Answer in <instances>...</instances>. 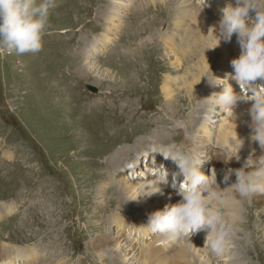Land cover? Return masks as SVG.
<instances>
[{
	"label": "rangeland",
	"instance_id": "374dc122",
	"mask_svg": "<svg viewBox=\"0 0 264 264\" xmlns=\"http://www.w3.org/2000/svg\"><path fill=\"white\" fill-rule=\"evenodd\" d=\"M57 2L59 6L51 15V28L43 38L42 51L0 55V205L10 211L0 218V241L17 250L10 264L20 259L17 255L22 254L21 246L26 245L37 246L32 264H129L133 258L129 255L125 261V253L130 250L122 251L123 257L117 253L103 257L92 252L89 241L101 234L113 233L115 230H109V224L119 211L126 219L142 215L134 202L124 201L125 196L119 194L122 180L116 177L125 167L134 166V173L138 157L143 155L142 152L139 156L135 154L138 147L148 146L146 142L183 145L185 131L191 126L189 119L205 116L204 94L198 98L188 87L185 89V84L192 81L193 72L199 71L194 65L198 63L197 57L190 58L194 64H188L185 59L180 69L175 68L177 64L172 65L175 56L168 50L166 40L178 38L179 31L174 30L179 18L178 6L170 8L158 3L138 14L139 4H136L125 14L122 28L111 35L116 39L106 53L102 50L97 55L102 69L109 68L113 74L103 83L94 84L92 73L77 70L84 60L80 46L82 39L85 46L89 37L94 39L105 30L104 15L111 0ZM195 2L198 4V0ZM209 8L212 15L213 9ZM170 9L174 11L172 14ZM192 23L188 18V24L195 26ZM183 30L184 26L180 31ZM168 75L178 78L172 99L163 93V82ZM86 84L97 87L98 92L90 91ZM218 113L217 119L210 123L212 136L206 147L211 151L217 147L213 131L224 122ZM194 134L205 136L207 133L195 129ZM116 147L123 150L134 147L132 154L135 155L129 150L125 157L130 156L132 160L129 166L121 155L120 165V159L112 161ZM243 153H246L245 146L239 152L241 159ZM204 154L213 161L210 155ZM215 170L220 183L223 172ZM131 171L125 169L123 180L129 179ZM149 178L138 175L129 181ZM231 178L230 184L236 180L234 174ZM241 204L243 210L239 215H243L244 226L252 234V244L246 246L235 240L229 253H233L238 264H264V194ZM197 234L188 242L205 246L203 239L207 234ZM157 237L152 234L147 242ZM181 241L183 244L184 239ZM1 245L0 253H3L5 246ZM177 247L174 243L166 251L173 253ZM129 248L126 245L124 250ZM206 249L203 257L213 258V264H227L225 256L217 257ZM129 254L140 255L139 246Z\"/></svg>",
	"mask_w": 264,
	"mask_h": 264
},
{
	"label": "clouds",
	"instance_id": "9594fccd",
	"mask_svg": "<svg viewBox=\"0 0 264 264\" xmlns=\"http://www.w3.org/2000/svg\"><path fill=\"white\" fill-rule=\"evenodd\" d=\"M198 4L199 17L210 4L208 0H198ZM58 6L57 0H0V55L36 54L42 51L43 38L51 28V15ZM221 12L218 31L216 25L208 31L219 38L205 52L218 47L221 37L230 42L235 34L241 53L231 61L234 71L226 77L216 76L210 65L202 75L201 79L207 77L212 87L222 86V91L205 98L209 107L204 119L212 120L219 109V112L235 121L238 103L251 101V140L264 149V0H235V4L229 0ZM229 79L236 82L239 92L229 83ZM236 139L239 141L237 149L225 162L233 157L237 161L241 159L239 152L245 141L238 133ZM154 153H160L176 164L177 170L171 173L172 186L178 188L181 199L149 215L148 222L143 226L150 233L160 236L163 243L168 244L180 239L191 240L195 233L206 231L204 247L217 257L227 255L235 240L246 246L252 244V234L244 226L246 221L243 215L231 218L225 214L223 206L229 192L224 189H230L242 200L264 194V155L255 157L253 150L242 167L228 169L223 177L224 183L228 185L233 174L236 180L228 187L221 188L215 169L211 175H206L202 170L207 159L205 154L189 152L176 143L153 144L138 157L139 163L141 158L146 161ZM152 163L155 165L154 156ZM124 169L132 170L129 179L145 175L143 172L133 173L130 167ZM148 172L153 178L138 183V194L129 197L126 202L136 201L141 195L161 193L162 186L169 184L170 172L164 165L151 167ZM181 176L183 179L179 181Z\"/></svg>",
	"mask_w": 264,
	"mask_h": 264
},
{
	"label": "bare ground",
	"instance_id": "6f19581e",
	"mask_svg": "<svg viewBox=\"0 0 264 264\" xmlns=\"http://www.w3.org/2000/svg\"><path fill=\"white\" fill-rule=\"evenodd\" d=\"M231 2L235 4V0H231ZM158 3L161 5L167 4L170 6V8L172 6H178L179 8L178 9L179 12H177V15H179L178 16L179 18H177L178 20L176 19L177 21L175 22V27H174V30L179 31L178 38L170 37L168 40H166V44H167V47L170 53L174 54L175 56L174 61L172 62V65L177 64L175 66L176 69L181 68L182 63L185 61V59H188V64L189 63L194 64L192 62L193 56L197 57L198 63H195L194 65L195 67L196 66L199 67V71L197 73L193 72V74L191 75V77H193L192 81H188L187 84H185V89L186 87H188V89H190L191 92H194L198 98L202 97L200 95L201 93L204 94L202 101L204 102V106H206L204 110V113H205L207 111V108L209 107L205 98L212 96L213 93H218L222 91V86L212 87L211 85H209L207 77H204L201 79L202 75L209 69V65H210L212 72L216 76L221 77V78L226 77L229 73H232L234 71L231 61L234 58L238 57L241 53V47L237 42V37L235 34L233 35L230 42L224 40L221 37V41L218 47H216L215 49H208L205 52V49L213 45L216 42V40L219 38L217 36H214V34L211 32L208 33V31H209V28L212 27L213 25L217 26V31H218L219 20L215 19V17H217V14H219L221 9L225 7L227 3H229V0H208V3L210 4V7L214 10V12L212 13V15H210V13L208 12L210 8L205 7L203 11L200 13L199 17H198L199 5L196 2L195 4L194 0H111L110 5L108 6V10L106 11L104 15V17L106 18L105 30L102 33L97 34L98 36L95 34L96 36L94 37V39H91L89 37V39H87L88 42L85 44V46H84L85 41L82 39L83 44L80 47L83 52L84 60H83V63L81 64V67L78 68L77 70L79 72L81 70V71H85V73H92L95 79V82H93L94 84L100 83L106 77H109L110 75H112L113 71L111 69L106 68V67H105L106 69H102L103 66H101L100 61H99L100 58L97 57V55H99L100 51L102 50H103L102 52L106 53V50L112 44L113 39H116V38H113L111 35L115 31L118 32V30L122 28L124 24V16L125 14L128 15L129 9L132 6L139 4L138 8L135 7L137 8L136 10L139 14V12L141 13L147 10L148 7L150 6L151 7L156 6ZM170 12L172 14L174 11L172 12L171 10ZM252 15L254 16V13ZM188 18L189 20H193L192 24L193 25L195 24V26H191V24H188ZM182 26H184L183 32L180 31ZM190 41H191V44L189 43ZM190 73L191 72L188 71L187 76H189ZM183 78L184 77H182V79ZM176 79L178 80V78L171 77V75H168L165 81L163 82L164 83L163 93L167 98L172 99L174 95H176L175 89H174V83H177ZM229 83H231L232 86L236 85V88L234 89L237 92L240 91L239 86L236 84L234 80L229 79ZM251 104H252L251 101L249 102L241 101L238 103V106L235 109V112H236L235 121L231 120L225 113L220 112V114L222 113V118L224 119V122L220 124L217 130L213 129L214 130L213 135L217 139V142H216L217 147L215 146L216 148L213 149L212 151L206 147L208 144H210L209 141L211 140V136H212L210 134L212 133V126H210L211 120L205 121L204 117L198 120L195 117V120H194V118L191 117L188 122L191 126L185 131L187 135L183 136L182 146L185 148V150L189 152H193L196 154L207 153L208 155H210V158L212 157L213 161H211V165H208V166H211L212 169H218L220 172H223V177L229 168L237 169V168L242 167L245 161L247 160V158L249 157V155L253 153V150H255V153H254L255 157L264 155V149L260 148L258 142L254 143L251 140L252 129L250 127L251 117L249 114V109L251 108ZM244 108H247V112L243 113ZM217 112H219L218 109H217ZM177 113L181 114V111H178ZM215 115L213 119L215 118ZM173 116H175V114H173ZM172 117L170 116L171 120H172ZM195 129L201 130L207 134H205V136L203 134L198 136L197 134H194ZM236 132L238 133L239 137L244 139L245 141L244 146H245L246 153L241 154L242 159H240V160H243V162L239 163L234 158H232L228 162H225L224 159L230 158V156L233 155L232 154L233 150L236 149L238 146L239 141L236 139V136H237ZM188 134H191L192 136ZM196 137L199 139L196 140ZM138 141H140V139ZM139 143L141 144V141ZM146 144L148 146L151 145L149 144V142H146ZM148 146L138 147L139 150L135 154L139 156L140 152L144 153L145 149ZM133 149L134 147L131 149L128 147H125V150H123L122 148L120 149L119 147L118 148L116 147L113 150V152H116V153H114L111 156L112 161H116L123 156H124L123 158H125L126 155L130 153L129 150H131V154L134 153L132 151ZM212 152H214L213 155H212ZM134 155L132 154V156ZM10 157H12V155H10ZM158 157H163V155L159 154ZM206 158H207L206 160H208V156H206ZM121 160L122 159L119 160V165L121 164ZM125 160H127L128 166H129L132 161L130 156L125 158ZM206 163L203 165V169H202L204 172L207 167ZM161 164L164 165L163 158L159 159L155 163V165H153V167L159 166ZM164 166L169 170L170 174L177 170L176 164L174 163L172 165L169 161L167 162V165H164ZM124 172H125V169L123 171L121 169L120 175L116 174V177L120 178V181L122 180V183H120L118 186L119 187L118 192L119 194H122L123 196H125V198L123 199H125L124 201H127L129 197H133L138 194L137 184L140 183L141 181H139L138 179H135V182H131V180L129 181V179L126 176H125L126 179L123 180L122 177H123ZM150 176L152 175L149 173L148 178ZM182 179L183 177L181 176L179 178V181H182ZM230 180H232V178ZM218 184L221 185L220 186L221 188H224V187L226 188L230 185V183L226 185L224 183L223 178L221 182ZM105 186L106 184L103 186L104 189H105ZM166 190L169 192H167ZM224 191L229 192V196L227 197L226 203L223 206L224 209L226 210V215L228 216L231 214L232 218H236L237 216H239V214L243 210L241 203L245 202L247 199L242 200L238 196V194L231 192L230 189H224ZM177 194L180 195L178 193V188H174L172 186V175H169V184L167 186H162L161 193H157L152 196L141 195L138 200L129 201L131 204L134 202L137 207L136 210L138 212H141L142 215L139 216V218L136 216L137 218L124 219L122 216H119V215L113 216L111 223L113 226H117L116 233L101 234L100 236L96 238H92L89 241L88 247L92 250V252L98 255H103V257L108 256L110 253H117L118 257H123L124 255L121 254L122 251L130 250L128 253H125L126 254L125 261L128 260L129 255H131L133 258L132 260L129 261V264H195L197 262H199L200 264H213L212 263L213 258L208 259L206 257L207 258L206 259L202 255V253H207L208 251V249L204 247L203 245L204 243L203 244L198 243V246L201 245L200 247H198L197 244L193 245L194 241H192V243H189L188 239L186 241L184 239V243L182 244V241L180 239L176 242L165 244L163 243L162 238L160 236H158L157 237L158 239H156L153 242H150V243L147 242V240L152 237V233H150L148 229L144 227L143 225L148 222L149 215L157 210L164 209L166 205H174L175 203H177L179 201L178 199H177L178 201H176L170 197V195L174 196ZM261 200L262 199L259 200V203ZM158 206L160 208H157ZM9 212L10 211L7 208H4L2 207V205H0V218L3 215H8ZM119 213L121 214L120 211ZM143 215L145 217H142ZM141 232L143 234H141ZM200 232H202L203 236L207 234L206 231H203V230ZM204 233L206 234L204 235ZM193 239L194 238L192 235L191 240ZM204 239H206V237ZM174 243H177L178 247L174 249L173 253L166 251V249L170 248ZM0 245L5 246L3 248V253H0V264H10V262H12L13 254L17 253V250H15L16 248L14 249L13 245L5 241L4 242L0 241ZM126 245L130 246V248L124 250V247ZM137 245L140 248V255H137L136 257L135 255L129 254V253L131 252L132 249L137 247ZM8 246L10 248H8ZM21 248H23L22 254L17 255L20 257V259L16 261L15 264H32L33 255L35 253V250L37 249V246L36 245H32V246L26 245V246H21ZM234 248L236 249V247ZM209 251L211 250L209 249ZM205 255L207 254H204V256ZM225 257H224V260L227 262V264H238L237 263L238 261L235 262V258H234L235 256H233V253H228L227 255H225Z\"/></svg>",
	"mask_w": 264,
	"mask_h": 264
},
{
	"label": "water",
	"instance_id": "95a60500",
	"mask_svg": "<svg viewBox=\"0 0 264 264\" xmlns=\"http://www.w3.org/2000/svg\"><path fill=\"white\" fill-rule=\"evenodd\" d=\"M85 86L92 92H98V88L91 84H86Z\"/></svg>",
	"mask_w": 264,
	"mask_h": 264
}]
</instances>
